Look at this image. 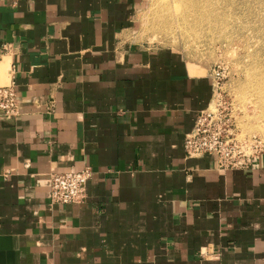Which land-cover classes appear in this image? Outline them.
<instances>
[{
	"label": "crops",
	"instance_id": "0c3cea01",
	"mask_svg": "<svg viewBox=\"0 0 264 264\" xmlns=\"http://www.w3.org/2000/svg\"><path fill=\"white\" fill-rule=\"evenodd\" d=\"M143 0H0V264H264V156L187 157L208 75L133 40ZM90 167L84 199L49 200Z\"/></svg>",
	"mask_w": 264,
	"mask_h": 264
},
{
	"label": "rangeland",
	"instance_id": "374dc122",
	"mask_svg": "<svg viewBox=\"0 0 264 264\" xmlns=\"http://www.w3.org/2000/svg\"><path fill=\"white\" fill-rule=\"evenodd\" d=\"M133 40L171 49L208 75L225 70L210 111L237 139H264V0H143Z\"/></svg>",
	"mask_w": 264,
	"mask_h": 264
},
{
	"label": "built area",
	"instance_id": "2783aa9c",
	"mask_svg": "<svg viewBox=\"0 0 264 264\" xmlns=\"http://www.w3.org/2000/svg\"><path fill=\"white\" fill-rule=\"evenodd\" d=\"M214 98L215 89L225 79L224 68L217 64L209 72ZM212 102V100H211ZM210 105L198 113L191 131L185 134L183 149L187 157H199L214 154L217 166L221 170H248L255 161L264 156V139L253 135L243 139L233 136L230 127H224L223 121L216 119ZM19 114L18 97L15 90V68H8L7 81L0 85V116L14 118ZM92 171L86 166L78 171L55 173L50 178L49 200L51 203H80L84 199V190Z\"/></svg>",
	"mask_w": 264,
	"mask_h": 264
},
{
	"label": "bare ground",
	"instance_id": "6f19581e",
	"mask_svg": "<svg viewBox=\"0 0 264 264\" xmlns=\"http://www.w3.org/2000/svg\"><path fill=\"white\" fill-rule=\"evenodd\" d=\"M6 81H7V80H6ZM6 81L2 82V84L5 83Z\"/></svg>",
	"mask_w": 264,
	"mask_h": 264
}]
</instances>
